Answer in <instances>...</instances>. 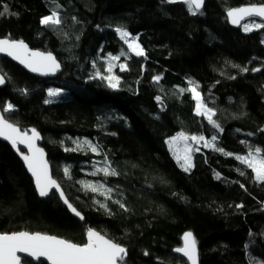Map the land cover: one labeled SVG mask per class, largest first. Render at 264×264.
Returning a JSON list of instances; mask_svg holds the SVG:
<instances>
[{"label": "trees", "instance_id": "obj_1", "mask_svg": "<svg viewBox=\"0 0 264 264\" xmlns=\"http://www.w3.org/2000/svg\"><path fill=\"white\" fill-rule=\"evenodd\" d=\"M205 1L192 15L183 2L167 0H57L62 23L53 29L41 23L53 10L50 0H0V11L9 9L0 15V38L53 53L62 65L56 78L42 79L0 57V108L12 104L5 117L41 133L54 178L84 216L73 217L55 193L41 200L22 161L0 141V233L39 232L83 245L92 228L127 249L125 264H188L174 250L190 231L201 264H264V183L235 159L249 145L264 149V29H234L226 16L264 0ZM117 27L138 38L144 56L129 51ZM110 54L120 56L111 73L120 78L115 89L92 78L103 74ZM189 80L223 131L196 115L190 92H178ZM49 89L61 91L51 104ZM180 132L215 135L224 152L202 147L185 172L166 143ZM85 140L100 154L65 150ZM105 159L119 175L90 174ZM82 181L113 188V200L128 210L86 191Z\"/></svg>", "mask_w": 264, "mask_h": 264}, {"label": "snow or ice", "instance_id": "obj_2", "mask_svg": "<svg viewBox=\"0 0 264 264\" xmlns=\"http://www.w3.org/2000/svg\"><path fill=\"white\" fill-rule=\"evenodd\" d=\"M50 2L54 6L53 10L48 16L41 19V23L55 29L62 23L60 16L61 6L58 4L57 0H50ZM167 2L173 4L181 2V0H167ZM182 2L192 15H197L204 4V0H182ZM2 7L3 11H0V15L8 14V6L4 4ZM11 14L15 15V13ZM227 16L230 18L233 25L242 27L245 32H249L253 29H264V5L242 6L230 9L227 12ZM251 17L259 18L260 22L248 21L243 24L241 23ZM115 31L136 56L145 55L142 47L136 42L138 38L133 37L130 40V33L123 27H117ZM0 53H4L18 60L32 72H38L41 75L55 74L60 69L59 62L51 53L32 51L23 40H13L10 37L0 38ZM119 60L120 56L110 54L107 63V72L109 75H103L97 70L92 78L95 79L99 77L102 80H106L109 87L114 89L117 88L120 83V78L111 73L114 67L113 62ZM93 67H95V64H93ZM119 67L121 71L127 70V66L124 64H120ZM241 71L246 72L248 69L242 68ZM255 71H260V69H255ZM153 79L155 82L159 83L162 77L155 76ZM5 82V76L0 74V85L5 84ZM188 85V88H179L178 92L181 94L186 91L190 92L193 99L196 101V115L206 117L209 124L223 131L221 126L213 119L215 115L213 109L206 106L201 93L197 91L199 85L191 80L188 81ZM21 92L22 94H26L25 90H21ZM60 95L61 91L59 89H49L48 97L50 99L45 100V103H54V99L51 98L59 97ZM156 100L160 102L161 97L157 96ZM12 111H15V109L10 103L0 110V138L9 141L12 147L19 153L28 172L31 173V176L34 178L35 188L40 197H48L55 189L56 192L59 193L63 203L67 205L80 220H83V215L72 206L65 196L60 184H58L50 174L44 150L36 144V141L41 139L40 133L36 129H31L29 130L31 134H29V131H22L16 125L10 123L9 120L6 119L4 113ZM262 131H264V129H262ZM216 140L217 137L215 135L211 137V140H208L203 135L189 136L184 132H180L177 136L167 140L166 143L169 145L170 151H172L177 163L183 171L189 172L194 166L192 153L200 150L199 147H194L193 145L203 143L204 147H211L215 151L224 152L222 148L216 146ZM189 141L193 143H189ZM242 143L247 145V141H242ZM19 145H23L27 149V153L21 151L18 147ZM85 148L96 155L100 154L98 146L93 145L87 140L83 141L82 144L77 142L76 148L65 150L83 151ZM249 148L250 150L246 155H236L235 159L239 161L240 164L244 165L246 169L251 170L256 182L264 183V149L261 147H252L250 145ZM225 155L231 156L233 154L225 153ZM104 164V167L97 168L90 174L95 176L102 172L104 177L119 175L107 159H105ZM238 171L241 176L246 175L244 170ZM64 172L66 176L71 178L68 168H65ZM217 177L219 178V174H217ZM81 183L86 191L98 194L103 197L105 201H112L118 204L121 209L125 211L128 210L121 200H113V188L100 183L93 184L83 181ZM240 186L242 188L244 187L243 184ZM96 203L110 214L107 203L99 200H97ZM237 207L241 208L243 205H237ZM86 236V243L80 245L67 239L39 232L18 231L13 233H0V264H22L23 258L18 254H26L27 257L33 258L36 261H41V258H44V261H47L48 264H125L128 252L124 246L106 238L105 235H102L99 231L92 228H87ZM174 251L182 254L187 261H190V264H198L197 241L192 232H187L183 235L182 246L177 247ZM145 255H147V253H145ZM41 264H43V262H41ZM250 264H253V262L250 261Z\"/></svg>", "mask_w": 264, "mask_h": 264}, {"label": "water", "instance_id": "obj_3", "mask_svg": "<svg viewBox=\"0 0 264 264\" xmlns=\"http://www.w3.org/2000/svg\"><path fill=\"white\" fill-rule=\"evenodd\" d=\"M205 3H206V1L204 0V4H203V6H202V8L198 11V12H201V11H203L204 10V8H205ZM252 5H255V6H261V5H264V4H251V5H243V6H252ZM240 7H242V6H240ZM234 9V8H233ZM228 12V11H227ZM226 16H227V13H226ZM227 20H228V23H229V25L232 27V28H234V29H238V28H241L240 26H237V25H233L232 23H231V21H230V18H228V16H227ZM258 21V22H260V19L259 18H255V17H251V18H247L245 21H242L241 23L243 24V23H245V22H248V21ZM27 44V43H26ZM28 45V44H27ZM28 47H29V49H31L32 51H39V52H44V51H41V50H37V49H32V48H30V46L28 45ZM44 53H49V52H44ZM55 58H56V56L53 54V53H51ZM0 57H4V58H7V59H9V60H11L12 62H14L16 65H18L19 67H21L22 69H24L26 72H28L30 75H32V76H35V77H39V78H42V79H54V78H56L57 77V75L62 71V65H61V63L58 61V59L56 58V60L59 62V64H60V69L55 73V74H50V75H41L40 73H38V72H32L29 68H27V67H25L23 64H21L18 60H15V59H13L12 57H10V56H7L6 54H4V53H0ZM1 74V73H0ZM5 85H6V82H5V84H3V85H0V88H3V87H5ZM0 110H1V108H0ZM7 119V118H6ZM10 123H13V122H11V121H9ZM14 124V123H13ZM14 125H16V124H14ZM17 126V125H16ZM18 128H20L19 126H17ZM21 129V128H20ZM31 129H35V128H30V129H28V130H26V131H29V130H31ZM22 130V129H21ZM37 130V129H36ZM22 131H24V130H22ZM38 131V130H37ZM39 132V131H38ZM40 133V132H39ZM29 134H31L30 133V131H29ZM40 136H41V139H39L38 141H36V144H37V146L38 147H40V148H42L43 150H44V153H45V159H46V161L48 162V165H49V170H50V174H51V176H52V178L53 179H55L54 178V176H53V172H52V165H51V162L49 161V157H48V154H47V152H46V150H45V148L42 146L43 145V137H42V135H41V133H40ZM0 141H2V142H4V143H6L8 146H10V148L13 150V152L18 156V158L22 161V163L24 164V162H23V160L21 159V157H20V155H19V153L12 147V145H11V143L9 142V141H7V140H4L3 138H0ZM20 149H21V151H23V152H25V153H27V149L23 146V145H19L18 146ZM24 166H25V168H26V165L24 164ZM26 170H27V168H26ZM27 172H28V170H27ZM28 174H29V176L32 178V180H33V183H34V178L31 176V173H29L28 172ZM56 180V179H55ZM57 181V180H56ZM58 182V181H57ZM58 184H59V182H58ZM61 186V185H60ZM34 187H35V183H34ZM62 188V187H61ZM35 190H36V188H35ZM63 190V189H62ZM64 192V191H63ZM36 193H37V195H38V192H37V190H36ZM53 193H55V194H57L58 195V197L60 198V196H59V193L58 192H56V190L54 189L53 190ZM51 196V194L48 196V197H40L39 195H38V197L41 199V200H45V199H47V198H49ZM66 196V195H65ZM60 200H61V202L63 203V200L60 198ZM69 201V200H68ZM63 205L67 208V210H68V212L73 216V217H75L76 219H78V220H80V218L79 217H77L72 211H71V209H69L68 208V206L67 205H65L64 203H63ZM73 206V205H72ZM74 207V206H73ZM75 208V207H74ZM84 217V216H83ZM80 221H84V219L83 220H80ZM95 230V229H94ZM97 231V230H96ZM187 232H190V231H187ZM187 232H185V233H187ZM184 233V234H185ZM183 234V235H184ZM103 235V234H102ZM193 236L195 237V235L193 234ZM59 238V237H58ZM107 238V237H106ZM109 239V238H108ZM196 239V238H195ZM86 241H87V236H86ZM182 243H183V237H182ZM121 245V244H120ZM123 246V245H122ZM197 249H198V264H201V261H200V250H199V246H198V244H197ZM174 254L175 255H177V256H179L180 258H182L183 260H185L188 264H190V261H187V259L185 258V257H183L182 256V254H179V253H176L175 251H174ZM18 255H21L22 256V264H23V260L24 259H28V260H30V261H32V262H34V263H39L40 261H36V260H34L33 258H30V257H27V255L26 254H18ZM41 261H43L45 264H48V262L47 261H44V258H41Z\"/></svg>", "mask_w": 264, "mask_h": 264}, {"label": "rangeland", "instance_id": "obj_4", "mask_svg": "<svg viewBox=\"0 0 264 264\" xmlns=\"http://www.w3.org/2000/svg\"><path fill=\"white\" fill-rule=\"evenodd\" d=\"M181 2H182V0H181ZM254 21V20H253ZM255 22H257L258 23V21H255ZM241 29H242V31L243 32H245L244 30H243V28L241 27ZM254 30V29H253ZM252 31V30H251ZM251 31H249V32H251ZM246 33H248V32H246ZM261 41H262V44L264 45V36L262 37V39H261ZM137 42V41H136ZM138 43V42H137ZM126 46H127V44H126ZM128 47V46H127ZM129 49V48H128ZM129 51L131 52V53H133L134 55H135V53L134 52H132V50L131 49H129ZM107 63H108V61L107 62H104L103 63V75H109V73L107 72ZM175 137V136H174ZM172 138V137H171ZM169 140V139H168ZM182 143V142H181ZM189 143H193V142H191V141H189ZM169 146V145H168ZM194 147H199V151L198 152H193L192 153V157H193V155H194V153H200L201 151H202V147H204L203 146V143H201V144H199V145H193ZM204 148H211V147H204ZM172 156H173V158L175 159V157H174V155H173V153H172ZM175 161H176V163H177V160L175 159ZM178 164V163H177ZM179 165V164H178ZM105 165H102V164H96V169L97 168H100V167H104ZM179 167H180V165H179ZM102 173V172H101Z\"/></svg>", "mask_w": 264, "mask_h": 264}]
</instances>
